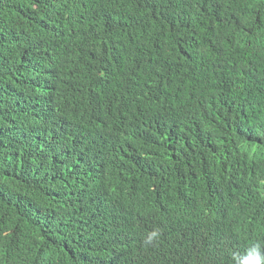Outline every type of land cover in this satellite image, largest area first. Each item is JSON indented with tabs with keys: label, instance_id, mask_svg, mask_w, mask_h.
I'll list each match as a JSON object with an SVG mask.
<instances>
[{
	"label": "trees",
	"instance_id": "1",
	"mask_svg": "<svg viewBox=\"0 0 264 264\" xmlns=\"http://www.w3.org/2000/svg\"><path fill=\"white\" fill-rule=\"evenodd\" d=\"M249 255L264 0H0V264Z\"/></svg>",
	"mask_w": 264,
	"mask_h": 264
},
{
	"label": "clouds",
	"instance_id": "2",
	"mask_svg": "<svg viewBox=\"0 0 264 264\" xmlns=\"http://www.w3.org/2000/svg\"><path fill=\"white\" fill-rule=\"evenodd\" d=\"M158 236V231L153 230L145 239V244L151 245ZM242 264H262V257H260L259 255H249L242 261Z\"/></svg>",
	"mask_w": 264,
	"mask_h": 264
}]
</instances>
